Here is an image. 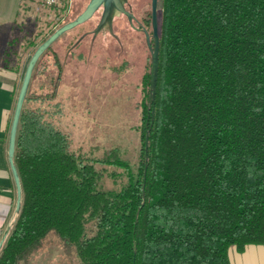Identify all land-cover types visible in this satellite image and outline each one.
<instances>
[{"label": "trees", "instance_id": "1", "mask_svg": "<svg viewBox=\"0 0 264 264\" xmlns=\"http://www.w3.org/2000/svg\"><path fill=\"white\" fill-rule=\"evenodd\" d=\"M159 40L139 175L119 193L97 190L101 174L28 91L0 264H28L50 235L80 264H230L232 248L264 244V0H160Z\"/></svg>", "mask_w": 264, "mask_h": 264}, {"label": "rangeland", "instance_id": "2", "mask_svg": "<svg viewBox=\"0 0 264 264\" xmlns=\"http://www.w3.org/2000/svg\"><path fill=\"white\" fill-rule=\"evenodd\" d=\"M88 1L73 0L72 7L59 12L42 9L38 0H24V19L33 50L46 36L47 25L58 22L57 15L71 21ZM138 39L130 30L129 43L125 45V72L113 70L123 60L115 52L104 62L86 61L67 67L61 77L51 58L44 57L29 89L31 96L38 98L32 106L50 109L54 126L69 136L70 152L101 174L97 187L100 192H121L137 180L140 171L141 113L148 101L145 79L150 70V54ZM56 47L54 43L53 48ZM44 62L51 64L50 71H45ZM47 94L55 96L49 100ZM28 264H80V259L74 248L50 235L30 256Z\"/></svg>", "mask_w": 264, "mask_h": 264}, {"label": "crops", "instance_id": "3", "mask_svg": "<svg viewBox=\"0 0 264 264\" xmlns=\"http://www.w3.org/2000/svg\"><path fill=\"white\" fill-rule=\"evenodd\" d=\"M24 0H0V245L18 214V192L9 160L10 134L18 96L33 55ZM30 89V87H29ZM230 264H264V244L229 251Z\"/></svg>", "mask_w": 264, "mask_h": 264}, {"label": "flooded vegetation", "instance_id": "4", "mask_svg": "<svg viewBox=\"0 0 264 264\" xmlns=\"http://www.w3.org/2000/svg\"><path fill=\"white\" fill-rule=\"evenodd\" d=\"M93 0H89L85 9ZM99 0L97 8L92 17L85 23L77 26L71 31L62 35L48 49L47 58H51L52 65L62 76L67 67L75 66L80 62L91 61L94 63L104 62L115 52L117 58L123 59L117 70L125 72V48L129 43L128 35L130 30L134 32L137 41H143L150 54L149 75L153 72V51L155 46L153 26V0ZM159 4H157L158 31H159ZM81 7L77 8L79 12ZM85 9L78 15L80 16ZM77 16V17H78ZM66 17L63 22L70 23ZM57 23V22H56ZM64 24V25H65ZM54 26V27H52ZM47 25V34L50 36L51 28L56 29V24ZM59 29V28H58ZM57 30V29H56ZM108 55V56H107ZM46 58V59H47ZM47 62V61H46ZM45 62V71H50L51 64Z\"/></svg>", "mask_w": 264, "mask_h": 264}, {"label": "water", "instance_id": "5", "mask_svg": "<svg viewBox=\"0 0 264 264\" xmlns=\"http://www.w3.org/2000/svg\"><path fill=\"white\" fill-rule=\"evenodd\" d=\"M99 3V0H93L88 7L85 9V11L78 16L74 21L67 23L57 29L49 38H47L43 43H41L35 52L33 53L30 62L28 64V67L26 69V73L24 76V80L22 83V87L18 96L17 104H16V109H15V114L13 117L12 125H11V134H10V148H9V160L11 163L12 171L14 174L15 178V183L17 186V192H18V201H17V211H20L21 208V201H22V189H21V182L19 178V174L15 165V148H16V136H17V130H18V125H19V120L21 116V112L23 109V105L26 99V96L29 91V87L31 84L32 76L34 69L41 58V56L65 33L71 31L72 29L76 28L77 26L85 23L88 21L95 9L97 8V5ZM157 4L158 0H153V26H154V40H155V46H154V51H153V81L155 79V73H156V65L159 60V31H158V16H157ZM4 242V240H3ZM3 242L0 245V248L3 245Z\"/></svg>", "mask_w": 264, "mask_h": 264}, {"label": "built area", "instance_id": "6", "mask_svg": "<svg viewBox=\"0 0 264 264\" xmlns=\"http://www.w3.org/2000/svg\"><path fill=\"white\" fill-rule=\"evenodd\" d=\"M42 9L50 11H61L72 7L73 0H38Z\"/></svg>", "mask_w": 264, "mask_h": 264}]
</instances>
